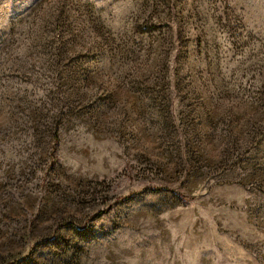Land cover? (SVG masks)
I'll use <instances>...</instances> for the list:
<instances>
[{"label":"rangeland","instance_id":"rangeland-1","mask_svg":"<svg viewBox=\"0 0 264 264\" xmlns=\"http://www.w3.org/2000/svg\"><path fill=\"white\" fill-rule=\"evenodd\" d=\"M0 264H264V0H0Z\"/></svg>","mask_w":264,"mask_h":264},{"label":"trees","instance_id":"trees-1","mask_svg":"<svg viewBox=\"0 0 264 264\" xmlns=\"http://www.w3.org/2000/svg\"><path fill=\"white\" fill-rule=\"evenodd\" d=\"M159 190H162V191H164V190H166V189H162V188H160ZM177 195H179V197L181 198V200L182 201H184V202H186L187 201V197L186 196H183L182 194H177Z\"/></svg>","mask_w":264,"mask_h":264}]
</instances>
